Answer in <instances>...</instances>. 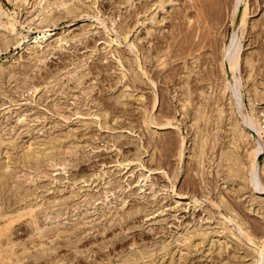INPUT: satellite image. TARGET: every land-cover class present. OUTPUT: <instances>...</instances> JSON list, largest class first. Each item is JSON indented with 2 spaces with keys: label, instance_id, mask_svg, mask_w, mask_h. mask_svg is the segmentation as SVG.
<instances>
[{
  "label": "rangeland",
  "instance_id": "374dc122",
  "mask_svg": "<svg viewBox=\"0 0 264 264\" xmlns=\"http://www.w3.org/2000/svg\"><path fill=\"white\" fill-rule=\"evenodd\" d=\"M28 1L29 10L25 1L0 0V21L7 18L14 21L13 31H7L11 41L0 44V137L3 138L0 158L4 156L3 147H8L13 160L16 153L28 145L42 147L47 139L55 140L59 146L40 156L39 173L34 170V163L11 169L13 177H20L32 191V198L26 200L43 202L37 208L40 230L51 228L45 230L50 237L41 238L38 230L30 231L25 223L15 228L14 244H11L15 249L25 244L28 250L38 252L40 246H32V239L35 242L46 240V244L44 252L38 256L26 253L12 264H119L128 257L127 264H258L257 250L264 247V121H261L264 120V29L260 28L263 27L264 0H247L244 26L237 25L234 31L239 38V61L234 70L226 62L225 71L218 65V52L222 44H229L233 17L243 8L244 0H238L235 14L231 11V0H208V11L203 14L207 19L202 24L204 18L200 16L202 20L196 24L201 25L194 31L185 30L187 27L183 31L168 30L176 10H171V3L165 6L172 15L158 8L155 19L163 16L162 20L137 24L142 0H132V3L84 0L79 1L82 8L71 12L63 11L69 2L58 6L56 2L60 0H40L37 7L33 6V0ZM179 3L184 5L181 0ZM90 6H98V16L104 18L105 23H109L108 16L125 20L127 28L130 27L127 38L121 30L103 27ZM113 10L120 14H111ZM46 12L55 15L45 23ZM3 29L0 25V32ZM173 35L175 44L167 58L168 65L156 66L152 51L164 46L166 39L171 41ZM129 38L133 46L129 45ZM178 44L182 51L176 50ZM174 50L183 52L188 57L186 62L192 60L189 54L201 53L200 61H203L206 52H213L212 62L204 64L212 73V86L221 85L225 73L239 94L231 112L227 105L231 86L221 97L213 90L215 86L208 87L210 93L203 101V108L209 111L211 118L204 124L201 121L208 131L201 162L197 161L198 135L192 125L196 99L188 107V113L183 114L178 100L181 96L178 78L187 68L182 67L181 56H174ZM248 54L254 60L252 79L247 77L244 65ZM119 55L122 63L117 60ZM134 56L142 66H136ZM129 61L137 75L130 74ZM23 71L28 81L49 71L57 78L54 82L50 77L52 82L46 90L21 83L15 88L16 76H24ZM122 71H126L125 76ZM239 82L242 83L238 88ZM253 82L257 84V95L251 89ZM153 94L156 101L152 106ZM144 105L150 107L151 112L148 129L142 122ZM220 106L227 109L223 114L238 122L243 118L247 121L244 140L237 149L242 148L238 153L244 158L246 179L229 177L226 162H219L220 148L225 149L228 144L225 130L228 118L215 121L216 108ZM166 117L173 118V123L164 126L154 122L155 118L165 120ZM251 146L258 147L254 161H249L247 156ZM53 154L64 158L68 165L55 163ZM251 164L261 180L256 187L247 176ZM238 222L243 224L242 228ZM56 228L60 231L57 237L52 235ZM236 229L240 231L237 233Z\"/></svg>",
  "mask_w": 264,
  "mask_h": 264
},
{
  "label": "bare ground",
  "instance_id": "6f19581e",
  "mask_svg": "<svg viewBox=\"0 0 264 264\" xmlns=\"http://www.w3.org/2000/svg\"><path fill=\"white\" fill-rule=\"evenodd\" d=\"M22 1H25L27 7H28V10H29V4H28V0H22ZM40 0H33L32 1V4L33 6H37L38 3H39ZM79 1H84V0H73L71 2V0H60L57 3V5H62V4H65L67 2H69V4H67L64 8H63V11L65 12H71L73 10H76L78 8H80V2ZM96 1V0H95ZM134 1V0H133ZM182 3L184 5L180 6L181 3L180 0H142L140 1V11H141V16H136V20H137V24L138 23H141L143 24L144 22H146V20H150L152 22H157V21H160L163 19V16H161L160 19L156 20L155 19V14H156V10L158 8H164V10L170 12L171 14V11L168 10V8L165 6L167 3H171L173 4L171 7L173 9L176 8L174 14H173V18L174 20H172L171 22V26L169 27L168 30H182L187 27L185 30H193V29H196L197 26H200L199 24H196V22L200 23L199 21L202 20L200 19V16L202 17V15L204 14L205 10L208 11L207 9V4H208V0H181ZM210 1V0H209ZM215 1V0H214ZM93 2V1H92ZM122 3L124 2H130L132 3V0H122L121 1ZM178 2V3H176ZM212 2V0H211ZM221 2V1H220ZM227 2V1H226ZM237 2L238 0H231V11L235 14V9L237 7ZM36 3V4H35ZM134 3V2H133ZM118 4V3H117ZM82 5V3H81ZM177 5L179 7H177ZM211 5V4H210ZM46 6H48V2L46 3ZM116 6V5H115ZM132 6V5H131ZM137 7V5H135ZM216 6V4H215ZM214 6V7H215ZM221 6V5H220ZM26 7V8H27ZM38 7V6H37ZM98 7V6H97ZM95 6H90V8H93V15L97 18V19H100V22L103 23V27L109 29V30H121L123 35H124V38H127V36L129 35L128 34V30L129 28H127V22L125 20H116L114 16H108V19H109V23H105L104 22V18H100L98 16V13L97 11L99 10H96ZM213 7V6H212ZM219 7V6H218ZM82 8V7H81ZM120 8V7H119ZM221 8V7H220ZM247 0H244V6L243 8L238 11V13L236 12V14L234 15L233 17V34L231 35V38H230V42L227 46L223 45L222 44V47L220 48L219 50V62H218V65L219 67L221 68L222 71H225V65H226V62L228 63V66L229 68H231L232 70H234L235 66L236 65V62L239 61L238 58H239V50H238V39H237V36H235V30L236 28L238 27L237 25H241L244 26V23H245V15L247 14ZM2 9V8H1ZM0 9V10H1ZM210 9V8H209ZM120 10V9H119ZM211 10V9H210ZM219 10V9H218ZM237 10V9H236ZM78 11V10H77ZM174 11V10H173ZM214 11V10H213ZM217 11V10H216ZM28 12V11H27ZM45 12V11H44ZM59 12H62V10L60 9ZM101 12V11H100ZM111 14L113 13H118V15L120 14L119 12L117 11H110ZM158 12V11H157ZM212 12V11H211ZM4 13V12H3ZM164 13V12H163ZM167 13V12H166ZM10 14V13H9ZM71 14V13H70ZM206 14V13H205ZM6 15V14H5ZM54 12H46L44 14V17H43V20L46 22H48V20L52 19L53 16H54ZM115 15V14H114ZM117 15V14H116ZM172 15V14H171ZM233 15V14H232ZM10 17V16H9ZM165 17V16H164ZM206 17V16H205ZM204 15H203V23L206 21L205 19H207V17L205 18ZM220 17V16H219ZM7 18V17H6ZM200 19V20H199ZM1 20V19H0ZM133 20V19H132ZM170 20V19H169ZM205 20V21H204ZM213 20V19H212ZM210 21V20H209ZM218 21V19L216 21H214L215 23ZM14 22V21H13ZM13 22L10 18H7L5 21H0V25L1 27H3L4 29L2 30V32H0V44H7L11 41V38L8 36V33L7 31L10 32V30L13 31ZM166 22V21H165ZM169 22V21H168ZM211 22V21H210ZM262 25L264 27V14H263V17H262ZM159 23V22H158ZM161 23V22H160ZM136 24V26H137ZM260 24V23H259ZM46 25V24H43V26ZM130 25V24H129ZM153 25V24H152ZM212 25V24H211ZM258 25V23H257ZM205 26V25H204ZM202 26V30H203V27ZM237 26V27H236ZM252 26H256V24H252ZM135 27V26H134ZM263 27H260L262 29H264ZM43 28V27H42ZM148 28H151V25L148 27ZM207 28V27H205ZM204 28V29H205ZM209 29V28H208ZM207 29V30H208ZM201 30V29H200ZM165 31V30H164ZM194 31V30H193ZM206 31V30H205ZM114 32V31H113ZM170 32V31H169ZM168 33V31H167ZM174 33V31H173ZM189 33V32H188ZM202 33V32H201ZM206 33V32H205ZM166 34V33H165ZM184 34V33H183ZM204 34V33H203ZM163 35V34H162ZM171 35V34H170ZM178 35V34H177ZM190 35V34H189ZM20 36V34H19ZM159 36V35H158ZM188 36V35H187ZM22 38V37H21ZM172 40L169 41L168 39L165 40V45L164 46H160L161 47H158L157 49H155L154 51H152L154 53L153 55V59H155V63H156V66L159 65L161 66L162 68L163 67H166V65H168V60L167 58L170 55V51L172 49V46L175 44V35L171 36L170 37ZM185 38V37H184ZM202 38V36H201ZM217 38V37H216ZM117 39V38H116ZM163 39V38H162ZM20 40V39H19ZM127 40V39H126ZM150 40V39H149ZM157 40V39H156ZM164 40V39H163ZM216 40V39H215ZM68 41V40H67ZM118 41V40H117ZM129 45L130 46H133L134 44L132 43L133 40L131 38H129V40H127ZM201 41V40H200ZM207 41V40H206ZM15 42V41H14ZM178 42V40H177ZM182 42V41H181ZM180 42V43H181ZM189 42V41H188ZM203 42V41H202ZM222 42V41H221ZM17 43V42H16ZM183 43V42H182ZM204 43V42H203ZM202 43V44H203ZM35 44V43H34ZM37 44V43H36ZM39 44V43H38ZM148 44V43H147ZM189 44V43H188ZM199 44V43H198ZM216 44V43H215ZM156 45V44H155ZM158 45V46H159ZM201 45V44H200ZM38 46V45H37ZM40 46V45H39ZM176 46V50L177 51H182V46L180 44L178 45H175ZM198 46V45H197ZM107 47V46H106ZM153 47V46H152ZM184 47V45H183ZM196 47V45H195ZM195 47L193 49H195ZM201 47V46H200ZM207 47V46H206ZM197 48V47H196ZM110 49V48H109ZM152 49V48H151ZM150 49V51H151ZM191 49V48H190ZM219 49V48H218ZM240 49V48H239ZM148 50V49H146ZM196 50V49H195ZM143 51V50H142ZM175 51V50H174ZM190 51H193L192 49ZM92 52V51H91ZM115 52V51H114ZM148 52V51H147ZM151 52V54H152ZM176 52V51H175ZM185 52H186V49H185ZM45 53V52H44ZM142 53V52H140ZM176 52L174 54V56H176L177 54L179 55V57L182 59V67L183 68H187L185 69V72L183 74V76L178 78L179 79V86L180 87V94L181 96L178 98V100L180 101V106L182 108V113L183 114H186L188 113L189 109L188 107H190L191 105H193V100L196 99V102L194 103V110H193V121H192V125H194V127L196 128V133L198 135V138L196 136V140L198 142V162H201V157H202V154H204V149H205V145H206V142H207V138H208V131L205 130L204 126L201 125V121L202 123H206V121L210 120V114L208 113L209 111L208 110H204L203 106L205 105L204 104V99L206 98L207 94L210 93L208 92V87H214L213 90L214 91H217V93L219 94L218 96H223L225 95L226 91L228 89H230L229 86H231V91H229L230 93V96L228 97L229 98V103L227 104L228 105V109L231 110V112H233V108H234V102L237 101V98H238V95H237V90L235 91L234 90V87L232 85V83L229 81V76L227 74H223V72L221 74H223V80H222V84L221 85H214L212 86V80H211V77L210 75L212 74L210 69H208L207 67H204V64L207 62V63H211L212 60H213V52H206L207 54L206 57L203 56V61H200V56H201V53H196V54H189L190 55V58L192 60H190L191 62H186L187 61V58L186 55L184 56L183 52ZM195 53V52H194ZM205 53V52H204ZM148 55V53H146ZM145 54V55H146ZM150 54V53H149ZM187 54V53H185ZM241 54V53H240ZM147 55L145 58H147ZM254 55V54H253ZM142 56V55H141ZM152 55H150L151 57ZM135 57V56H134ZM144 58V57H143ZM177 58V57H176ZM139 58H136L135 57V62H137V65L136 66H142L140 65L141 63H139L140 61L138 60ZM117 60L118 62L122 63V59L120 58V55L117 56ZM129 60V59H128ZM145 60V59H143ZM189 60V59H188ZM132 61V60H131ZM152 61V60H150ZM195 62V65L192 66V62ZM80 62V61H79ZM82 62V61H81ZM134 62V61H133ZM145 62V61H144ZM244 62L246 65L245 68H247L246 70L248 71L247 72V77L249 78H253L254 77V73H255V69L253 68V65H254V60H253V57L251 56V54H248V55H245L244 57ZM78 63V62H77ZM73 64V62H72ZM75 64V62H74ZM243 64V63H242ZM124 64H122L123 66ZM128 68H130L129 72L130 74L133 76L134 75H137V70L134 68V66H132L133 64L129 61L128 62ZM147 65V64H146ZM155 65V64H154ZM238 65V64H237ZM144 66V65H143ZM181 67V68H182ZM256 67V66H255ZM161 68V69H162ZM211 68V66H210ZM213 68V67H212ZM241 68V67H240ZM139 69V67H138ZM141 69V68H140ZM139 69V70H140ZM151 69V68H150ZM158 69V68H157ZM160 69V70H161ZM173 69V68H172ZM244 69V68H243ZM171 70V68H170ZM179 70V69H178ZM182 70V69H181ZM231 70V72H232ZM257 70V69H256ZM147 71V70H145ZM169 71V70H168ZM229 71V70H228ZM239 71V70H238ZM126 72V71H125ZM122 71V74L125 76L126 73ZM139 72V71H138ZM144 73V71H142ZM148 72V71H147ZM146 72V73H147ZM171 72V71H170ZM213 72V70H212ZM230 73V72H229ZM237 73V72H236ZM242 72H240V75H241ZM161 74H165V73H161ZM245 74V73H244ZM21 75H24V76H16V80H15V84H14V87L16 88L17 86V83H21L22 86L24 85H29L31 84V86H33L35 89L39 90V89H45L49 86V84H51V79L50 77L54 78L52 80H54L55 82V77L57 78V75H54V74H51V71L45 73V75H41L39 76L36 80H33V81H28L26 80L25 78V75H26V72H21ZM65 75V74H64ZM96 75V74H95ZM169 75V74H168ZM171 75V74H170ZM230 75V74H229ZM235 75V74H234ZM0 76H1V70H0ZM34 76V75H33ZM213 76V75H212ZM233 76V75H232ZM257 76V75H255ZM138 77V76H137ZM155 77V76H154ZM237 77V76H236ZM239 77V76H238ZM80 78V77H79ZM168 78V77H166ZM241 78V77H240ZM238 78V79H240ZM50 79V80H49ZM163 79V78H162ZM213 79V78H212ZM221 79V78H220ZM57 80V79H56ZM78 80V79H77ZM97 80V79H96ZM152 83L154 82L152 79H151ZM233 81V80H232ZM238 81V80H237ZM248 81V80H247ZM246 81V82H247ZM245 82V83H246ZM150 83V82H149ZM212 83V84H211ZM242 83V82H241ZM239 82V85H238V88L241 84ZM249 83V82H248ZM256 83V82H255ZM127 84V83H126ZM155 84V83H153ZM231 84V85H230ZM257 85V84H256ZM256 85L254 84V82L251 84V89L253 90V94L254 95H257L258 94V90H257V87ZM154 86V85H153ZM236 86V85H235ZM248 86V85H247ZM83 87V86H82ZM237 88V89H238ZM178 89V88H177ZM260 89V88H259ZM134 90V89H133ZM154 90V89H153ZM34 91V90H33ZM153 92V91H152ZM241 92V91H240ZM228 93V92H227ZM122 94H127L125 92H123ZM142 95V94H141ZM156 94H153V103H152V106L155 104V101H156ZM173 96V95H172ZM211 96V94H210ZM197 97V98H196ZM233 97H235L233 99ZM210 98V97H209ZM208 99V98H207ZM225 99V98H224ZM236 99V100H235ZM239 99V98H238ZM209 100V99H208ZM207 102V101H206ZM208 103V102H207ZM220 103V101H219ZM224 103V102H223ZM240 103V102H239ZM253 104V103H252ZM226 103H224V107H225ZM105 106V104H104ZM116 106V105H115ZM167 106V105H166ZM214 106V105H213ZM219 106V104H218ZM217 106V107H218ZM113 107V106H112ZM117 107V106H116ZM142 122L144 123L145 127L148 129L149 127V120H150V117H151V112H150V107H147L146 105L142 106ZM170 107V106H169ZM193 107V106H192ZM153 108V107H152ZM208 108V107H206ZM236 108V107H235ZM240 108V107H239ZM101 109L103 110V107H101ZM167 110V109H166ZM217 110V116H216V119L215 121L216 122H220V121H225L224 119L228 118V127L225 129L227 132H228V144L226 146V148H220V152L218 153V157H219V162H222L223 160L226 162L225 163V166L227 168V173H228V176L229 177H232V176H243L244 179H246V173H244L243 171V168L245 167V163H244V158L242 159V155H239L238 151L241 150L238 149L239 147V143L240 141L244 140V137H245V127H246V123L247 121L243 118L242 122H238L236 118H233L232 116H227V114H223V113H226L227 109L225 108H222L221 106L219 108H216ZM208 111V112H207ZM93 112V110H92ZM242 112V111H241ZM104 114V113H103ZM170 114V113H169ZM102 115V114H101ZM249 115V114H248ZM253 115V114H252ZM264 115V114H263ZM125 116V115H124ZM237 116V114H236ZM254 116V115H253ZM257 116V115H256ZM134 117V116H133ZM136 117V116H135ZM155 117V116H154ZM247 117V116H246ZM262 117V116H261ZM239 118V117H238ZM250 118V116H249ZM252 118V117H251ZM158 119V118H157ZM173 118H170V117H166L165 120H154L155 123H159V124H164V126H166L165 124H171L173 123L172 121ZM248 119V118H247ZM261 119V118H260ZM140 120V119H139ZM179 120V119H178ZM254 120V119H253ZM98 121V120H97ZM107 120H105V123H106ZM227 121V120H226ZM240 121V119H239ZM252 121V120H251ZM261 121H264V120H261ZM140 122V121H139ZM253 122V121H252ZM260 122V121H259ZM258 122V124H259ZM255 123V121H254ZM262 123V122H261ZM216 124V123H215ZM221 124V123H220ZM224 124V123H223ZM141 125V124H140ZM167 125V126H168ZM218 125V123H217ZM222 125V124H221ZM252 125V124H251ZM255 125V124H254ZM260 125V124H259ZM220 126V125H219ZM226 126V125H225ZM253 126V125H252ZM258 126V125H257ZM263 126V124H262ZM261 126V127H262ZM256 127V126H255ZM258 126V128H261ZM263 128V127H262ZM100 129V128H99ZM256 130H259V129H256ZM154 131V130H152ZM166 132V131H165ZM250 132V131H249ZM145 133V132H144ZM170 133V132H169ZM168 135V134H167ZM221 135V134H220ZM259 135V134H258ZM216 138H219L220 140V137L219 135H215ZM222 137V136H221ZM41 138V136H40ZM49 138V137H48ZM2 137H0V142L2 141ZM45 140V139H44ZM48 141H45V145L40 147L39 145L37 146H34V147H31L28 145V147L26 149H22V151L20 153H16V158L11 160V152L10 150L8 149V147H3V152H4V156L2 157V159L0 158V264H12L13 262H17L18 260L20 261V259H22V257L24 255H26V253H31L34 257L38 256V254L40 253H43L44 252V249H45V246L44 244H46V240H41L39 239V241L35 242L34 239H32V242L33 245L32 246H40V248H38L36 251L38 252H35V249L34 251H30L28 250L29 246L27 245H23L21 249L17 250L15 249V247L11 244H14V238L12 237V233L14 231L15 228H18V226L21 224V223H25L27 224L28 226H30V231H33V230H38V236L41 238L43 236H49L47 234V232H45L46 229H49L48 226L46 229L43 230H40V222H39V215H38V212H37V208L39 206H42L43 205V202L41 200H33V199H29V200H26L27 197H31L32 196V191H30L28 188L29 187H26L24 185V180H22L20 177H18L17 179H15L13 177V175L11 174V169L17 167V166H22L24 167L25 165H27V163H34V167H35V171L36 173H39L41 170V166H40V156L42 155H47V153L45 151H51L52 148H57L59 146V143H54V141L52 140H49L47 139ZM156 140V139H155ZM195 140V141H196ZM209 140V139H208ZM218 139H216L217 141ZM57 141V140H56ZM183 141V140H182ZM215 141V140H214ZM248 141V140H247ZM250 141V140H249ZM248 141V142H249ZM180 143V142H179ZM183 143V142H182ZM223 143V142H222ZM260 143V142H259ZM1 144V143H0ZM8 144V143H7ZM230 144V145H229ZM14 145V144H13ZM244 145V144H243ZM248 145V144H247ZM263 146V145H262ZM261 146V147H262ZM197 147V146H196ZM243 147V146H242ZM246 147V146H245ZM252 149L250 151H248L247 153V156H248V159L249 161H254V158L256 156V153L258 151V147H255L253 148V146H251ZM162 149V148H161ZM218 149V148H217ZM249 149V148H248ZM156 150V149H155ZM179 154L180 157H181V152L183 151L181 148L179 149ZM209 150V149H207ZM246 150V149H245ZM1 151V150H0ZM1 153V152H0ZM217 153V152H216ZM245 154V153H244ZM155 155V154H154ZM246 155V154H245ZM55 160L54 162L55 163H59V164H62L64 167L66 165H68V163L65 161L64 158H60L59 156H57V154H53L52 156ZM244 157V155H243ZM246 157V156H245ZM216 158V157H215ZM125 159V158H124ZM211 159V158H210ZM180 161V160H179ZM213 161H216L213 160ZM219 162H218V165H219ZM256 162V161H255ZM251 162H249L250 164ZM248 164V163H247ZM248 164V165H249ZM61 165V166H62ZM222 165V164H220ZM254 164H251L249 166V171H248V179L250 180L251 184L255 185L256 186H259L258 181L260 179H258L257 175H256V171H255V168L253 166ZM223 168V167H222ZM257 168V167H256ZM27 169V168H26ZM143 169V168H142ZM222 170V169H221ZM246 170V169H245ZM216 173L217 170H216ZM204 174V173H203ZM264 174V173H263ZM22 175V174H21ZM23 176V175H22ZM24 178V177H23ZM144 179V178H143ZM147 179V177H146ZM263 179V178H262ZM33 180V178H32ZM109 181V180H108ZM261 181V180H260ZM262 183H260L261 185ZM248 185V184H247ZM173 186V185H172ZM263 186V184H262ZM216 190V189H215ZM40 195V194H39ZM34 197L36 196L33 195ZM155 196V195H154ZM33 197V198H34ZM38 197V196H37ZM223 197V196H222ZM32 198V197H31ZM196 198V197H195ZM230 198V197H229ZM35 199V198H34ZM37 199V198H36ZM42 199V198H41ZM156 199V198H155ZM197 199V198H196ZM189 200V199H188ZM223 200V198H222ZM224 202V201H223ZM253 202V201H252ZM251 204V203H250ZM252 205V204H251ZM216 206V205H214ZM40 209V208H39ZM235 209V208H234ZM260 210V209H258ZM258 210H256L258 212ZM42 211V210H41ZM241 211V210H240ZM229 212V211H228ZM260 212V211H259ZM41 213V212H40ZM46 215V214H45ZM221 215V214H220ZM223 215V214H222ZM240 215V214H238ZM42 216V215H40ZM49 216V215H48ZM229 216V215H228ZM233 216V215H232ZM232 216H230V218H232ZM235 216V215H234ZM237 217V216H236ZM239 217V216H238ZM237 217V218H238ZM229 218V219H230ZM241 218V217H240ZM226 219V218H225ZM224 219V220H225ZM236 219V218H235ZM242 219H244L242 217ZM228 220V219H227ZM233 220V219H232ZM241 220V219H240ZM41 221V220H40ZM231 221V220H230ZM238 221V220H236ZM17 222V223H16ZM247 222V221H246ZM42 223V222H41ZM239 225H240V222H238ZM244 223V221H243ZM43 225V224H42ZM237 225V226H239ZM243 225V224H241ZM240 225V227L242 228V226ZM245 225V224H244ZM259 225V224H258ZM223 226V225H222ZM55 227V226H54ZM236 227V226H235ZM238 227V228H240ZM250 227V226H249ZM262 227V226H261ZM45 228V227H44ZM263 228V227H262ZM51 229V228H50ZM232 229V228H231ZM244 229V228H243ZM206 230V229H205ZM237 230V229H236ZM238 231H240L239 229L237 230V233ZM236 232V231H235ZM34 232H32L33 234ZM232 233V232H231ZM55 235V237L57 236H60V231L58 228L54 229V231L52 232V235ZM240 234V233H239ZM34 235V234H33ZM217 235V234H216ZM251 235V234H250ZM257 236V235H256ZM50 237V236H49ZM32 238V237H31ZM262 238V237H261ZM73 239V238H72ZM240 239V237H239ZM249 239L254 241L253 237L252 236H249ZM77 240V238H76ZM75 240V241H76ZM51 241V240H50ZM251 241V242H252ZM264 241V240H263ZM19 243V242H18ZM22 243V242H20ZM49 243V242H48ZM75 243V242H73ZM18 245V244H17ZM49 245V244H48ZM254 245V244H253ZM16 246V245H15ZM262 245H260L261 247ZM47 247V246H46ZM52 247V246H51ZM50 247V248H51ZM36 248V247H35ZM144 248V247H142ZM145 249V248H144ZM142 249V250H144ZM257 249V247H256ZM46 251V250H45ZM146 251V250H145ZM130 252V251H129ZM256 252V251H255ZM254 252V253H255ZM117 253V252H116ZM120 253V252H119ZM123 253V252H122ZM132 253V252H131ZM136 253V252H135ZM164 253V252H162ZM253 253V254H254ZM30 254V255H31ZM125 254V252H124ZM129 254V253H128ZM134 254V253H132ZM131 254V255H132ZM140 254V253H139ZM130 255V254H129ZM143 255V253H142ZM148 255V254H147ZM153 255V254H151ZM29 256V255H28ZM116 256V255H115ZM114 256V257H115ZM257 256H258V264H264V247H261L257 250ZM25 257V256H24ZM23 257V258H24ZM118 257V255H117ZM120 257V256H119ZM128 257V255H127ZM138 257V256H137ZM136 257V258H137ZM142 258V256H140ZM149 257V256H147ZM124 258V257H123ZM129 258L128 259H125L123 260L122 262H120L119 264H127L128 261H129ZM135 258V257H134ZM113 259V258H112ZM117 259V258H116ZM132 259V258H131ZM254 259V258H253ZM256 259V258H255ZM142 259H140L141 261ZM136 261V260H134ZM112 262V261H111ZM114 262V261H113ZM137 262V261H136ZM139 262V261H138ZM137 262V263H138ZM143 262V261H142ZM145 262V261H144ZM143 262V263H144ZM255 262V261H254ZM109 263V262H108ZM107 263V264H108ZM117 263V262H116ZM130 263V262H129ZM135 263V262H134ZM111 264V263H110ZM145 264V263H144Z\"/></svg>",
  "mask_w": 264,
  "mask_h": 264
}]
</instances>
